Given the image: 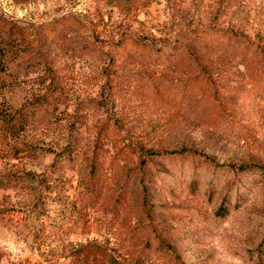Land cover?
Wrapping results in <instances>:
<instances>
[{"label":"rangeland","instance_id":"obj_1","mask_svg":"<svg viewBox=\"0 0 264 264\" xmlns=\"http://www.w3.org/2000/svg\"><path fill=\"white\" fill-rule=\"evenodd\" d=\"M0 17L36 41L0 104L44 109L0 124V264H76L88 243L118 264H264V0H0Z\"/></svg>","mask_w":264,"mask_h":264},{"label":"trees","instance_id":"obj_2","mask_svg":"<svg viewBox=\"0 0 264 264\" xmlns=\"http://www.w3.org/2000/svg\"><path fill=\"white\" fill-rule=\"evenodd\" d=\"M32 39L31 34L27 33L18 23L0 17V97L5 91L12 89L13 80L22 72L26 64L27 49H30L36 42ZM37 45L40 52L39 41H37ZM8 109V107L5 108V105L0 104V124L4 130L17 133L25 130L28 124L32 123L35 117L44 110L42 103L39 102H31L28 106H22L10 112L7 111ZM151 155L156 156L157 154L151 153ZM240 169H244V167H240ZM29 176L33 175L29 174ZM31 181L34 182L35 179H31ZM73 255L76 264H118L116 258L108 253L106 247L94 243L80 245L74 249ZM128 264L147 263L135 260Z\"/></svg>","mask_w":264,"mask_h":264}]
</instances>
